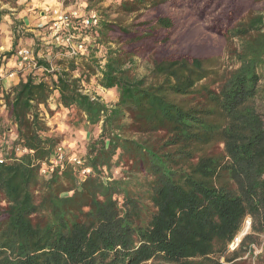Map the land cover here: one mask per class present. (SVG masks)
<instances>
[{"label": "trees", "instance_id": "1", "mask_svg": "<svg viewBox=\"0 0 264 264\" xmlns=\"http://www.w3.org/2000/svg\"><path fill=\"white\" fill-rule=\"evenodd\" d=\"M171 5L225 40V55L172 48ZM107 10L133 17L93 30L104 64L40 59V81L31 74L4 92L14 128L0 163V264L247 263L264 252V0H119ZM21 25L13 50L33 38ZM143 56L151 67L139 76ZM80 65L118 100L83 92ZM55 91L77 125L101 124L81 155L84 178L71 163L41 174L58 139L39 106Z\"/></svg>", "mask_w": 264, "mask_h": 264}, {"label": "rangeland", "instance_id": "2", "mask_svg": "<svg viewBox=\"0 0 264 264\" xmlns=\"http://www.w3.org/2000/svg\"><path fill=\"white\" fill-rule=\"evenodd\" d=\"M119 0H74V2L70 3L68 1V5L71 8H79L82 9L84 12H87L89 10H95L100 15H102V19L106 17V19L112 20V21H122V22H130L132 20L133 16L130 15H116L111 14V10H107L111 6L118 3ZM24 6L17 5L16 0H0V11H7L8 14L5 15V17L8 20H12V24L15 25L16 20L15 16H13L12 12H18L23 8ZM14 8H17L16 11L12 10ZM41 8L35 9V15L39 16V11ZM168 11L173 13L178 18V24L177 27L173 33L172 36V42L171 46L175 49H185L190 46H199L200 51H203L205 55L207 54H216V55H225V49L227 43L222 38H219L217 35L210 33L206 30V23L204 21H201L196 14H194L187 5H171L169 8H167ZM151 13V12H150ZM108 17H107V15ZM148 14V13H147ZM40 17V16H39ZM1 20H5L4 16ZM0 20V21H1ZM16 28L18 27V24L16 23ZM49 25H47V29H44V33L49 34ZM30 33V32H29ZM26 44L25 38H23ZM93 40V39H91ZM15 41V38L13 39ZM42 46L41 51L44 54H47L46 47L50 46L52 41L49 38L42 39ZM37 43V41H36ZM92 44L91 47V54L90 56H94L99 61L102 60V56L106 54V47L100 46L98 47L96 41H90ZM17 44L21 45V42H17ZM23 44V43H22ZM32 44V43H31ZM30 46L33 49L36 50V44L32 45H26ZM118 46V45H114ZM1 47V46H0ZM17 47H15L14 50H16ZM13 50V49H12ZM50 55V54H49ZM63 57L59 54H51L49 56V62L51 63L52 67L57 68V60ZM137 67L135 69V72L139 76H143L149 72V69L151 67V62L149 56H143L136 58ZM13 63H10L9 66H12ZM79 74H82L83 66L80 65ZM88 78L85 76H81V79H84L85 86L88 88V90L96 94L97 96L101 97L105 102L107 103H115L118 100V93L115 89L109 90L102 87L97 79L96 75H91L85 71ZM76 74V72H75ZM25 79V78H21ZM3 87L2 83H0V93H2L1 88ZM13 87V86H12ZM10 87V89L12 88ZM10 89H8L10 91ZM57 91H55L49 102L55 103L57 100ZM0 141L5 144V152L9 153L11 150V144H12V136H11V128L12 126L11 120L8 119L6 114V108H5V100L3 99V96L0 97ZM49 104V103H48ZM47 104V105H48ZM4 106V107H3ZM54 108V107H53ZM39 110L41 113V116H43L44 120H46L48 126L50 128L54 127H60L59 131H54L55 134H57L58 139V145L62 144L68 147L72 152L75 154L81 156L85 152V147L87 142L94 136H98L101 132V124L98 126H91L87 123H82L80 125H77V122H80V115L76 108H65L60 107L57 109H50V107H46V111L41 110V106H39ZM49 120V121H48ZM54 120V121H51ZM56 121V122H55ZM59 121V122H57ZM5 131L6 133H3ZM20 153L19 155H21ZM115 176H119L120 172L119 170L114 171ZM247 226V224H246ZM247 229L245 228L244 231ZM264 244V242H263ZM263 254L261 258L257 257L258 254ZM245 264H264V252L262 248H259L256 250L254 257L249 258L247 260V263Z\"/></svg>", "mask_w": 264, "mask_h": 264}, {"label": "built area", "instance_id": "3", "mask_svg": "<svg viewBox=\"0 0 264 264\" xmlns=\"http://www.w3.org/2000/svg\"><path fill=\"white\" fill-rule=\"evenodd\" d=\"M67 2V0H61V5L52 9V19L50 20L49 26L50 31L47 36L44 34L45 38H49L52 41L50 46L46 47L48 54H44L41 51L42 49L36 52V50L30 46H22L13 50L14 52L12 55L8 56V52L10 51L0 47V83H3L5 79H13L18 76L26 78L31 74H35L36 80L40 81L42 79L41 75L49 71L46 67L39 65L40 59H46L49 62V56L53 54L55 49L58 48L63 49L64 53H60L62 56L80 54L90 57V49L92 47L90 41L96 40L92 32L99 26L102 20V15L95 10L84 12L79 8L68 7ZM47 25H49V23H41L38 28L47 29ZM13 59L16 62L15 66L8 70L7 67ZM105 61L106 57L104 54L100 64H104ZM75 72V76L81 78L79 70H76ZM81 84L83 92L91 93L85 86L84 79H82ZM25 151L26 150L21 149V147L17 148V152L19 154ZM5 156V146L0 141V163L5 161ZM66 163H71L76 167L81 168L80 176L82 178L91 173L90 168H82L83 159L81 156L72 152V150L65 145L59 144L56 145L55 152L51 158L41 163V174L45 176L49 175L56 168H62ZM246 224V229L248 230L251 224V220L249 218L246 220ZM238 243L239 238L231 244V249H234Z\"/></svg>", "mask_w": 264, "mask_h": 264}, {"label": "crops", "instance_id": "4", "mask_svg": "<svg viewBox=\"0 0 264 264\" xmlns=\"http://www.w3.org/2000/svg\"><path fill=\"white\" fill-rule=\"evenodd\" d=\"M67 1H70V3L74 2V0H67ZM16 3L17 5L24 6V7L21 8V10L18 11L17 13L16 12L11 13L13 16H15V19H19V20L14 21L15 25H13L12 24L13 21L8 20L5 17V15H4L5 20L0 21V46L8 51H11L13 49L14 47L13 39L15 38V30L17 26L16 23L18 25L19 23H21L22 24L21 28L24 30V32H28V33L30 32V34H32L33 36V38H25L26 44H25V41L23 40L24 37H20L18 41L21 42L22 46L32 45L34 43L36 44V47L39 45L42 46L41 41L42 39L45 38L44 36L45 33H43L44 29H39L38 26L41 23L50 22V20L52 19V9L61 5V0H16ZM37 8H41L39 11L40 17L35 15V9ZM16 9L17 8H14L12 10L16 11ZM16 47L19 48L21 46L20 44H17ZM11 63H13V65L8 66L7 67L8 70L12 69L15 66L16 62L13 59ZM20 80H21L20 76L15 77L13 79H5L2 83L3 87L1 88L2 93H0V97L4 96V92L9 91L8 89H10V87L16 86L20 82ZM58 96L59 94L57 95V100H58ZM40 106H41L42 112L43 110L46 111V107H50V109H57V108L63 107L58 101H55V103L49 102L48 105H40ZM51 121H54V120H51ZM59 128L60 127L53 126V128H51L50 133H55L54 131H59Z\"/></svg>", "mask_w": 264, "mask_h": 264}, {"label": "bare ground", "instance_id": "5", "mask_svg": "<svg viewBox=\"0 0 264 264\" xmlns=\"http://www.w3.org/2000/svg\"><path fill=\"white\" fill-rule=\"evenodd\" d=\"M244 232H245V231H244ZM244 232H243V233H244ZM239 238H240V237H239Z\"/></svg>", "mask_w": 264, "mask_h": 264}]
</instances>
